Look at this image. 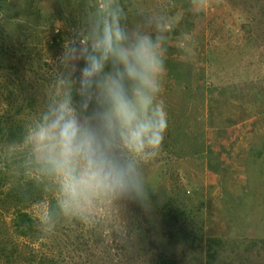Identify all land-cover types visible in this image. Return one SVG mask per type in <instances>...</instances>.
Segmentation results:
<instances>
[{
	"label": "rangeland",
	"instance_id": "1",
	"mask_svg": "<svg viewBox=\"0 0 264 264\" xmlns=\"http://www.w3.org/2000/svg\"><path fill=\"white\" fill-rule=\"evenodd\" d=\"M101 2L0 0V127L15 120L26 130L36 121L58 91L55 60L64 39L83 31ZM120 3L129 27H143L148 16L170 24L162 93L168 127L145 165L151 207L116 201L90 225L56 204L49 215L56 191L43 176L48 190L23 208L34 226L19 235L13 217L22 204L4 194L35 159L26 139L14 145L0 136V264H154L158 252L176 264H208L210 236L223 240L211 264H264V151L257 149L264 142V0ZM4 161L12 166L7 178ZM169 203L190 215L183 230L161 220ZM5 245L12 253L3 254Z\"/></svg>",
	"mask_w": 264,
	"mask_h": 264
},
{
	"label": "clouds",
	"instance_id": "2",
	"mask_svg": "<svg viewBox=\"0 0 264 264\" xmlns=\"http://www.w3.org/2000/svg\"><path fill=\"white\" fill-rule=\"evenodd\" d=\"M120 0H102L55 60L56 94L26 132L61 212L84 224L116 201L151 207L146 163L168 127L162 99L170 24L129 27Z\"/></svg>",
	"mask_w": 264,
	"mask_h": 264
},
{
	"label": "trees",
	"instance_id": "3",
	"mask_svg": "<svg viewBox=\"0 0 264 264\" xmlns=\"http://www.w3.org/2000/svg\"><path fill=\"white\" fill-rule=\"evenodd\" d=\"M183 7L186 6L183 4ZM187 10V9H186ZM26 132L24 125L20 124L15 120H7L5 122V128L0 127V136L1 138L9 144H23L26 139ZM34 156V155H33ZM4 165L1 167L3 177H10L9 170L12 168L10 163L3 162ZM22 163V161H21ZM22 167L19 169L20 172L18 175L14 176L12 179L11 185L7 188V191L4 195L6 196H16V200L18 204L16 205L15 215L13 217V223L15 225V230L19 233V235H28L30 234V230H32L34 226V221L32 216L25 211L23 208L27 206V202L32 201L36 198L43 197V192L48 190V186L42 182L43 175L36 168L37 165L35 161L30 163V165H21ZM37 183L39 187L33 191L31 188L32 185ZM54 195H50V200L48 203L49 207V215L53 213L54 204H56V198ZM57 205V204H56ZM166 206V205H165ZM167 209L161 213V220L164 222V225H170V222H175V225H179L183 230L186 221L189 220L190 215L188 214L185 207H180L178 205H174L169 203L167 205ZM60 210V209H59ZM174 225V224H173ZM172 227V226H171ZM220 237L210 236L206 238V252L208 257V264L212 263L213 257L217 253V249L219 243L221 242ZM223 241V240H222ZM264 244V239L260 240ZM258 240H250L249 247L253 248L257 245ZM264 246V245H263ZM1 251L4 253H12L9 246L5 245L1 248ZM12 256V254H10ZM43 262L44 258L40 257L39 262ZM36 259H27L26 264H36ZM176 259L172 256L163 254L158 252L153 263L154 264H176ZM38 264V263H37Z\"/></svg>",
	"mask_w": 264,
	"mask_h": 264
},
{
	"label": "crops",
	"instance_id": "4",
	"mask_svg": "<svg viewBox=\"0 0 264 264\" xmlns=\"http://www.w3.org/2000/svg\"><path fill=\"white\" fill-rule=\"evenodd\" d=\"M255 132H257V134H256V136H255V134H253V137L256 139V140H259L260 139V136H259V131H255ZM262 132V131H261ZM261 134V133H260ZM259 136V137H258ZM263 143V144H262ZM244 145H243V148L245 149L248 145H249V143L248 142H244L243 143ZM257 144H261V146L260 145H257V149H262L263 151H264V142H261V143H257Z\"/></svg>",
	"mask_w": 264,
	"mask_h": 264
}]
</instances>
